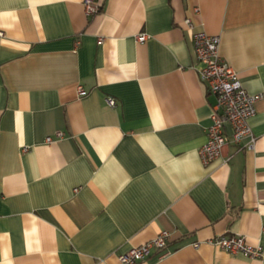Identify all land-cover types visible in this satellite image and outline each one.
<instances>
[{
  "label": "crops",
  "instance_id": "0c3cea01",
  "mask_svg": "<svg viewBox=\"0 0 264 264\" xmlns=\"http://www.w3.org/2000/svg\"><path fill=\"white\" fill-rule=\"evenodd\" d=\"M82 1L0 0V264H117L161 230L136 264H264V0H101L90 17ZM198 31L262 96L254 147L225 125L207 165ZM220 234L262 257L208 243Z\"/></svg>",
  "mask_w": 264,
  "mask_h": 264
},
{
  "label": "built area",
  "instance_id": "2783aa9c",
  "mask_svg": "<svg viewBox=\"0 0 264 264\" xmlns=\"http://www.w3.org/2000/svg\"><path fill=\"white\" fill-rule=\"evenodd\" d=\"M84 12L87 16H94L100 12L101 0H83ZM190 25V21H185ZM1 35V33H0ZM138 42L147 39L146 33L135 36ZM220 37L210 35L203 31L192 34V46L197 62V74L206 87L208 94L215 98L209 115L210 124L206 128V142L199 149V157L203 165H207L220 156L221 148L228 138L224 133V126L231 128L229 141L239 147L252 149L255 138L251 132L249 120L255 114V104L262 97L261 94H250L242 86L239 76L219 54ZM78 93L83 95L85 90L78 86ZM108 106L114 107L116 101L106 97ZM62 131H56L54 138L62 137ZM47 137L46 142L52 141ZM246 140V142H244ZM170 234L167 230H161L150 240L131 247L125 253L117 256V264H136L138 261L147 258L152 250H163L166 248ZM208 243L225 253L242 255L247 258H261L262 248L251 246L245 242L244 236L220 234ZM200 244L195 242L193 247Z\"/></svg>",
  "mask_w": 264,
  "mask_h": 264
}]
</instances>
